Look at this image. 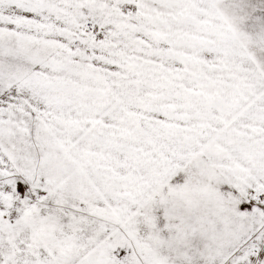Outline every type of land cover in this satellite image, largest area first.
I'll use <instances>...</instances> for the list:
<instances>
[{
	"label": "snow or ice",
	"instance_id": "obj_1",
	"mask_svg": "<svg viewBox=\"0 0 264 264\" xmlns=\"http://www.w3.org/2000/svg\"><path fill=\"white\" fill-rule=\"evenodd\" d=\"M0 264H264V0H0Z\"/></svg>",
	"mask_w": 264,
	"mask_h": 264
}]
</instances>
